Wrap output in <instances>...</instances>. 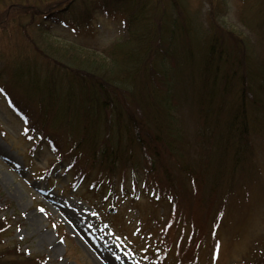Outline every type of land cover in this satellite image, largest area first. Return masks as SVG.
Segmentation results:
<instances>
[{
	"label": "trees",
	"instance_id": "obj_1",
	"mask_svg": "<svg viewBox=\"0 0 264 264\" xmlns=\"http://www.w3.org/2000/svg\"><path fill=\"white\" fill-rule=\"evenodd\" d=\"M0 3L9 6L0 16L6 40L0 48V93L28 124L27 132L69 168H78L82 179L96 174L112 199L117 171L141 175V194L179 218L178 233L184 236L174 243L188 257L180 264H198L205 230L216 252L227 189L252 171L255 140L264 142V53L253 58L245 40L227 32L211 34L201 46L205 38L192 28L195 16L177 0ZM94 9L130 12L127 28L135 30L136 46L130 35L103 51L100 61L85 64L66 59L68 49L43 38H60L54 24L78 30ZM262 11L255 29L264 52ZM76 53L89 56L78 48ZM191 101L195 132L189 139L181 116ZM6 230L0 221V235ZM7 255L0 256V264L23 263ZM243 264H264V259Z\"/></svg>",
	"mask_w": 264,
	"mask_h": 264
},
{
	"label": "rangeland",
	"instance_id": "obj_2",
	"mask_svg": "<svg viewBox=\"0 0 264 264\" xmlns=\"http://www.w3.org/2000/svg\"><path fill=\"white\" fill-rule=\"evenodd\" d=\"M243 1L178 0L195 16L201 31L209 26L208 32H203L205 39L201 46L210 41V34L220 36V32H227L241 36L251 56L259 59L264 52L256 31L260 18L256 16L263 12L264 0ZM257 4L258 13L254 11ZM167 7L173 15V7L169 3ZM241 7L246 23L239 14ZM4 11H9V6L0 3V16ZM115 14L109 10L94 11L89 31L79 29L81 34L75 41L65 31L58 39L43 38L56 48L68 49V60L94 63L93 60L100 61L103 57L102 51L126 33L124 16ZM5 43L0 30V48ZM77 48L87 51L89 58L76 53ZM187 95L192 100L189 89ZM8 101L0 93V221L7 227L0 235L1 257L7 253L9 261L21 260L22 264H31L37 259L46 264H175L176 259L180 264L187 260L186 250L174 243L177 237L184 236V232L178 233L179 218L175 217V211L168 213L167 205L156 204L141 194V175L117 171L113 199L90 185L91 180L97 183L96 174L76 185V177L82 179L80 170L69 168L67 162L57 164L58 155L43 143L41 150L35 152L38 143L31 139ZM192 103L187 104V113L181 116L183 133L189 139L195 132ZM255 145L249 168L252 171L244 173L227 189L229 199L216 230L217 251L211 247L212 240L205 230L201 249L196 252L198 264H243L264 259V142L255 140ZM56 164L46 176L49 166ZM120 184L125 185L124 190ZM189 217L186 213L182 221L186 224Z\"/></svg>",
	"mask_w": 264,
	"mask_h": 264
},
{
	"label": "bare ground",
	"instance_id": "obj_3",
	"mask_svg": "<svg viewBox=\"0 0 264 264\" xmlns=\"http://www.w3.org/2000/svg\"><path fill=\"white\" fill-rule=\"evenodd\" d=\"M44 240V239H43ZM107 263H109V262H107ZM109 264H111V263H109Z\"/></svg>",
	"mask_w": 264,
	"mask_h": 264
}]
</instances>
